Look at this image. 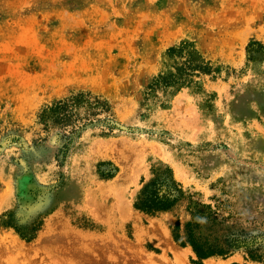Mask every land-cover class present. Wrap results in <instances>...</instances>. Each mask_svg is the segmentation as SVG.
I'll use <instances>...</instances> for the list:
<instances>
[{"label": "rangeland", "instance_id": "1", "mask_svg": "<svg viewBox=\"0 0 264 264\" xmlns=\"http://www.w3.org/2000/svg\"><path fill=\"white\" fill-rule=\"evenodd\" d=\"M77 92L105 101L115 128L87 126L62 155L37 117ZM157 177L180 199L136 209ZM194 215L198 235L239 237L253 257L178 245ZM60 225L162 256L154 226L184 264H264V0H0V235L31 243Z\"/></svg>", "mask_w": 264, "mask_h": 264}, {"label": "bare ground", "instance_id": "2", "mask_svg": "<svg viewBox=\"0 0 264 264\" xmlns=\"http://www.w3.org/2000/svg\"><path fill=\"white\" fill-rule=\"evenodd\" d=\"M131 150L127 145L116 148L115 156L122 168ZM118 179L121 182L122 176ZM46 230L47 235L31 243L22 242L13 233L0 235V264H184L186 260L184 248L176 246L166 232L154 226L147 234L162 250V256L148 255L140 246L129 244L111 231L93 238L72 233L64 226H50ZM142 235L145 231L137 226V238ZM166 253L171 254V259L166 258ZM207 261V264H227Z\"/></svg>", "mask_w": 264, "mask_h": 264}, {"label": "trees", "instance_id": "3", "mask_svg": "<svg viewBox=\"0 0 264 264\" xmlns=\"http://www.w3.org/2000/svg\"><path fill=\"white\" fill-rule=\"evenodd\" d=\"M176 51L180 49L173 50V52ZM110 116V108L105 101L89 92H77L43 107L37 118L43 129H57L55 138L61 142L58 152L64 155L87 126L96 124L107 132L113 131L115 126ZM180 197L179 189L173 182L157 177L141 188L134 206L147 213L168 211ZM198 228L199 217L194 215L185 225L184 235H180L179 226L176 225L172 231L173 239L182 247L189 246L199 259L214 256L227 257L232 251L241 248L248 250L253 257V246L247 241L239 237H227L223 240L210 239L198 235L196 233Z\"/></svg>", "mask_w": 264, "mask_h": 264}]
</instances>
